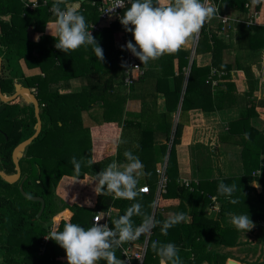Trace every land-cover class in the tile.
I'll return each instance as SVG.
<instances>
[{"label":"trees","instance_id":"obj_1","mask_svg":"<svg viewBox=\"0 0 264 264\" xmlns=\"http://www.w3.org/2000/svg\"><path fill=\"white\" fill-rule=\"evenodd\" d=\"M36 1V7L30 9L28 0H0V88L2 93L9 92L13 78H20L24 86L36 90V97L43 105L40 116L45 122L38 136L24 150L19 167L27 175L26 181L21 183L23 191L43 198L45 207L35 219L39 203L24 198L17 184H8L0 178L1 264H67L65 250L50 240L51 236L42 246L43 252L39 253L41 239L50 233L54 217L68 210L70 216L61 220L57 230H62L65 222L87 229L92 226L97 211L113 209L116 216L107 222L112 227L114 221L136 202L142 203L143 211L157 221L168 219V211L182 212L186 217L170 228L167 235L161 233L160 226L151 231L143 264H159V257L151 249L152 241L175 244L180 250L182 264L204 261L225 264L227 256L216 251V246L236 245L240 231L232 227L221 228L219 224L220 217L232 204L230 199L238 200L242 194L253 191L251 199L264 204V168L259 176H253L264 157V128L255 125L257 108L264 107V98L254 96L257 81L251 67L243 61L264 49V24H245L254 11L262 10L263 4L258 0H213L219 13L241 22L225 33L215 17L204 24L194 52L195 56L209 54V63L199 65L195 58H191L190 50L181 49L175 54L150 60L146 65L139 60L141 73L126 84L125 50L116 47L113 34L124 30L129 41L135 44L131 32L115 21L94 33L93 37L103 49V61L95 57L91 45L64 53L55 47L57 41L44 33L46 24L55 19L49 11L55 1ZM103 1H80L79 11L87 26L98 21ZM127 7H130L129 3L121 11L122 16ZM32 35L39 36V39L34 40ZM225 35L231 39L229 43L224 41ZM227 44L237 52L231 62L223 60V48ZM240 71L247 84V90L242 94L237 92L232 80L234 72ZM160 94L163 98L161 111L157 103ZM129 101L138 104L136 112L128 109ZM26 108L29 116L20 134L17 133V121H10L18 111L7 105L0 113V130L7 136L5 140L0 135V169L5 174L15 171L11 159L13 148L34 132L33 107ZM231 108L238 109V116L227 123L225 133L219 138L239 147L242 174L222 178L201 175L186 186L179 181L176 148L187 123L188 111L213 112ZM108 122L117 123L120 128L115 153L93 161L90 127ZM128 150L144 165L143 171L147 175L138 178L137 187L148 185L149 194L139 192L133 201L116 198L111 193L96 195L91 208L56 199L57 185L63 176L78 179L89 176L93 179L113 160L125 163L124 152ZM73 156L82 162L79 173L71 163ZM164 162L166 182L155 205V184L159 180L156 169ZM201 172L204 174L205 171ZM220 181L236 185L237 191L231 198L218 194ZM252 181L261 184L260 193L251 187ZM212 197L219 205L216 214L205 213ZM169 199H177L178 204L171 207L159 205L161 200ZM258 218L264 220V205ZM132 221L134 226H139L142 217L134 215ZM261 232L264 244V228ZM229 236L233 238L232 242L227 240ZM144 240L145 234H142L135 241L142 244ZM128 243L130 241L116 249L117 258L122 260L121 249ZM98 264H107V261L102 259ZM228 264L237 263L230 260ZM251 264H264V253L262 263Z\"/></svg>","mask_w":264,"mask_h":264},{"label":"clouds","instance_id":"obj_2","mask_svg":"<svg viewBox=\"0 0 264 264\" xmlns=\"http://www.w3.org/2000/svg\"><path fill=\"white\" fill-rule=\"evenodd\" d=\"M128 3L130 7L119 19L125 30L131 32L135 44L129 41L125 47L142 65L164 55L177 53L201 31L207 21L218 15V8L210 0H128ZM79 8L80 0L71 3L68 0H55L51 8L55 19L46 24V29L57 41L55 47L58 50L70 53L91 45L95 57L103 61V49L87 30L86 19ZM116 8H125V0H115L111 12ZM124 157L125 163L113 160L94 175V191L97 195L111 193L119 199L136 200L142 191L137 187L138 178L147 173L143 171L142 161L131 150L125 151ZM71 163L79 173L81 160L73 156ZM88 163L92 165L91 160ZM236 191L235 184L228 185L223 181L218 184L219 195L231 198ZM237 202L236 199H230V203ZM143 207L140 202L133 203L114 221L112 227L100 223L99 214L104 212L99 213L96 222L87 229L76 223L65 222L62 230L54 229L50 233V240L65 250L67 264H98L102 259L107 264H124L123 260L116 257V249L122 243L136 240L142 234H150L157 226H160L163 235H167L170 228L186 219L184 213L177 212L170 213L169 218L162 222L157 221L145 213ZM134 215L142 217L139 226L133 224ZM228 215L237 230L247 232L254 227L248 214L230 212ZM151 249L159 257V264H182L180 250L173 243L152 241Z\"/></svg>","mask_w":264,"mask_h":264},{"label":"crops","instance_id":"obj_3","mask_svg":"<svg viewBox=\"0 0 264 264\" xmlns=\"http://www.w3.org/2000/svg\"><path fill=\"white\" fill-rule=\"evenodd\" d=\"M32 1V0H28ZM55 1V0H51ZM81 1V0H80ZM262 20L264 21V11L260 10ZM118 32L113 34V38L118 36ZM44 33L47 35H51L50 32L44 29ZM225 42L231 40L227 35L223 37ZM232 39H234V35L232 34ZM234 41V40H233ZM229 43V42H228ZM116 44V43H115ZM181 49H186L191 51V58H195L197 64L204 65L209 63L210 55L202 54L195 56V52L192 51L191 48V40ZM231 56H230V55ZM230 57H229V56ZM237 55V52L234 47H230L227 44L226 48H223V60L226 62H231ZM244 64L249 65L253 72L254 78L257 81V88L253 93L257 99L264 98V56L261 55V51L250 55L246 60L244 58ZM235 75L232 76V80L235 83L237 92L239 94L244 93L247 90V84L245 81V77H243V73L234 72ZM158 110L161 111L163 107V98L162 95H159L158 98ZM127 107L129 110L136 112L138 110V104L135 101L127 102ZM258 118L255 120V125L259 128H264V107L257 108ZM238 109L231 108L222 111H213V112H202L200 110H190L188 111V119L187 123L182 129L180 144L176 148V155L178 161V171H179V181L188 180V181H196L201 175L208 178H222V177H235L240 176L242 174V167L239 155V147H236L232 142H222L220 140V135H223L226 131L227 123L238 116ZM120 128L117 123H103L99 126H91L90 127V136L93 143L92 147V159L96 161L97 159H102L107 157L108 155H113L116 150V146L118 143ZM105 146H110L111 150L107 149L103 153V148ZM235 155H238L237 162H234ZM264 168V157L261 159V165L259 167V172L256 171L253 176H259L260 172ZM201 171H205L202 174ZM85 182H89L92 188L88 186H84L78 189V193L69 192L73 191L74 186H78L77 181H81V179L73 178L69 176H63L57 185V193L60 194L61 184L69 183L71 187L70 189H66V192H63L62 199L68 201L69 203H76L80 206L85 207H93L96 198V192L94 193V197L91 198L90 190L86 191V189H92L94 191L96 187V182L93 181L89 176H84ZM77 183V184H76ZM257 183V182H256ZM260 187L261 184L259 183ZM251 187L254 188L256 193H259L258 187L251 183ZM72 189V190H71ZM68 191V192H67ZM82 192H84V197H82ZM56 193V194H57ZM87 194V195H86ZM156 194V184L154 195ZM151 195V194H150ZM253 195V191L251 193H246V195H241L240 199H238L237 203L231 204L228 206V211L224 213L220 217V227H232L235 228L231 223V217L228 213L239 214H248L252 222L254 223V227L250 231H239L237 233V244L234 246H223L217 245L216 251L220 254H224L227 256L225 264H227L230 260L235 261L237 264H251V263H262L263 261V253H264V244L262 242L261 231L264 228V220L258 218L260 213V208L264 204H258L256 200H252L251 196ZM243 197V198H242ZM154 198V196H153ZM159 197L155 198V205ZM178 204L177 199H169V200H161L159 205H165L167 207L175 206ZM209 204V206H211ZM158 205V206H159ZM218 205V204H217ZM209 206L207 209H209ZM219 206V205H218ZM189 207V206H187ZM161 209V208H160ZM112 210V218L116 216L115 211ZM162 210V209H161ZM205 210V213L208 211ZM164 212V210H162ZM67 213V217L63 218L60 216H56L53 218L52 225L50 227V233L54 229H58V226L63 219H68L70 216V212L65 210L63 215ZM172 213L168 211L166 215ZM209 214V213H208ZM228 241L232 242L233 238L231 236L228 237ZM139 245V244H138ZM65 260H67L65 256ZM2 263V256L0 254V264ZM198 264H209L204 261Z\"/></svg>","mask_w":264,"mask_h":264},{"label":"built area","instance_id":"obj_4","mask_svg":"<svg viewBox=\"0 0 264 264\" xmlns=\"http://www.w3.org/2000/svg\"><path fill=\"white\" fill-rule=\"evenodd\" d=\"M210 2L217 7V5L213 2V0H210ZM258 2L263 4L264 0H258ZM28 3H30V4H28V7L30 9L36 7V5H37L36 0L29 1ZM114 4H115V0H104L103 1V4L99 9L100 14L98 17V21L94 24H90L88 26V29H87L89 32H91L92 36L94 35L95 32H98L104 25H109L110 23L115 22V21L120 22L119 18L122 16L121 11L124 8H116L114 11L111 12V9H112ZM127 4H128V0H125V6ZM49 11H51V8L49 9ZM215 18L222 25V32L223 33H225V31L227 29H230V27H233L234 24L241 22L238 19L228 17L226 14L219 13V11H218V15L215 16ZM206 23H208V21ZM245 24H247V25L264 24V21L262 20V17H261V12L260 11H254L251 14V16L249 17V19L247 21H245ZM199 33L196 34L194 36V38L191 39V48H192L193 52H194L195 47L197 45ZM114 39H115L116 47L118 49L125 50V58H124L125 79H124V82L126 84H129V83H131L132 80H135L137 78V76L141 73L139 59L136 58L135 56H133L131 54V52H129L125 47L127 42H129V36H128L127 32H125L124 30L119 31L118 36H116V38H114ZM213 72L214 71L212 70V73ZM41 106H43V105H41ZM165 170H166V162H164V164H162L160 167H158L156 169V173L159 176V180H158V183L156 184L155 197H157L158 193L163 191V189H164L165 182H166ZM254 174H256V173H254ZM189 182L190 181H188V180H183V183L186 186L189 184ZM139 189H142V191H140L141 193H146V194L150 193V188L148 185H144V186L140 187ZM211 202L212 203L215 202L214 197L211 198ZM211 209H217V207L211 206ZM99 213H101V212L97 211L95 213V215L92 218V223L96 222L97 215ZM99 216H100V223L101 224L107 223L108 220L112 216V210L109 209L108 211H106L102 214H99ZM49 236H50V233H48L47 235L42 237L41 242H40L41 249L39 250V253L43 252L44 249L42 246L47 243L48 239H46V238H49ZM148 236H149V234H145V240L142 244L138 245V243H136V241L133 240V241H130V243H128L125 247H123L121 249V255H122V260L124 261V264H143Z\"/></svg>","mask_w":264,"mask_h":264},{"label":"water","instance_id":"obj_5","mask_svg":"<svg viewBox=\"0 0 264 264\" xmlns=\"http://www.w3.org/2000/svg\"><path fill=\"white\" fill-rule=\"evenodd\" d=\"M83 1V0H81ZM0 68H1V58H0ZM16 93L15 95L11 96V97H6L5 95H3L0 91V101H2L4 104L8 103L9 101L15 99L17 97V95L22 96L26 101L31 102L34 106V115L36 118V123L33 127L34 132L33 134L21 141L20 143H18L12 150L11 153V159H12V163L14 165V173L12 174H5L4 172H2L0 170V178L8 183V184H14L18 181L19 177H20V167H19V160L20 158L23 156V152L26 149L27 146L30 145V143L38 136L40 130H41V121H40V117H39V106H38V102L36 100V98L33 96V94H31V92L29 91L28 88H21L20 85H16ZM26 94V95H25ZM5 105H2L0 107V112L4 109ZM19 191L21 193V195L26 198L27 200L30 201H38L40 202V209L38 211V213L36 214V217L38 218L41 213L43 212L44 209V201L43 198L41 197H33L30 195H27L23 189H22V184L20 183L19 185Z\"/></svg>","mask_w":264,"mask_h":264},{"label":"flooded vegetation","instance_id":"obj_6","mask_svg":"<svg viewBox=\"0 0 264 264\" xmlns=\"http://www.w3.org/2000/svg\"><path fill=\"white\" fill-rule=\"evenodd\" d=\"M1 78V77H0ZM20 85V87L21 88H23V87H25V88H28L29 89V91L31 92V94H33V96L36 98V100H37V102H38V106H39V117H40V121H41V129H42V125H43V123L45 122V120H43L42 118H41V116H40V114H41V112H42V109H43V106H41V104L39 103V100L37 99V97H36V90L34 89V88H29V87H26V86H24V83L21 81V79L20 78H13V80H12V89L9 91V92H6V93H2L3 95H5L6 97H11V96H13V95H15V93H16V85ZM0 91H1V88H0ZM26 95V94H25ZM2 105H5V107H4V109L6 108V106L7 105H9V106H11V107H13V108H15V110L16 111H18L17 113L18 114H14L13 115V117H11L10 118V121L12 120V121H17V133L18 134H20L22 131H23V124L26 122V120H27V117L29 116V114H28V109L26 108L27 106H29V105H31L32 107H33V115H34V106H33V104L31 103V102H28V101H26L22 96H20V95H17V97L15 98V99H13V100H11V101H9L8 103H6V104H4L2 101H0V107L2 106ZM14 106H16V107H14ZM3 109V110H4ZM2 110V111H3ZM1 111V112H2ZM0 112V113H1ZM34 118H35V115H34ZM6 119H7V123H9L8 121H9V118H7L6 117ZM35 123H36V118H35ZM35 123H34V125H35ZM34 127V126H33ZM8 129V128H7ZM34 130V129H33ZM41 131V130H40ZM40 133V132H39ZM0 135H2L3 137H4V139L5 140H7V136L5 135V132L4 131H2V130H0ZM24 155V154H23ZM23 157V156H22ZM22 157L20 158V159H22ZM20 161V160H19ZM1 170V169H0ZM2 171V170H1ZM3 172V171H2ZM26 179H27V175H25V174H23L22 172H21V169H20V177H19V179H18V181L16 182L17 183V186H18V188H19V185H20V183H23V181L25 182L26 181ZM28 188V190H31L30 189V187H27ZM28 195V194H27ZM30 196H33V197H40V196H38V195H30ZM44 201V200H43ZM35 202H38V201H35ZM39 203V209H40V202H38ZM44 207H45V202H44ZM39 209H38V211H39ZM44 210V209H43ZM38 213V212H37ZM36 213V214H37ZM36 214H35V219H38L37 217H36ZM42 214V213H41Z\"/></svg>","mask_w":264,"mask_h":264},{"label":"rangeland","instance_id":"obj_7","mask_svg":"<svg viewBox=\"0 0 264 264\" xmlns=\"http://www.w3.org/2000/svg\"><path fill=\"white\" fill-rule=\"evenodd\" d=\"M262 10L264 11V3H263V6H262ZM32 38L34 39V40H36L37 39V36L36 35H32ZM230 55V54H229ZM228 55V56H229ZM261 55L262 56H264V49L263 50H261ZM231 56V55H230ZM229 56V57H230ZM237 148V146L235 147V149ZM107 149L108 150H111V147L110 146H105L104 148H103V153L106 151V153H107ZM23 154H24V152H23ZM237 157H238V155H235V157H234V162H237ZM99 159H97L96 161H98ZM94 161V160H93ZM50 164H52V162H49ZM46 164H48V163H46ZM50 164H48V165H50ZM25 165V162H23V166ZM260 169H262V167L260 168ZM260 171V170H259ZM88 180H86V182H85V177H83L82 179H81V181H77V183H78V186H74L72 189H73V191H69V192H75V193H78V189L80 190V188L81 187H83V185L82 184H84V186H88L89 188H92L91 187V184H89V182H87ZM76 183V184H77ZM252 183H254L258 188V190H259V193L261 192V187H260V185H259V183H256L255 181H252ZM17 183H15V185H16ZM62 186H61V190H62V188H65V189H63V191H60V194L59 193H57V196H56V199L57 200H60V198H62L61 196H63V192H66V189L68 188V189H70L69 187H71V185L68 183H62L61 184ZM67 189V190H68ZM71 189V190H72ZM89 191L90 190V196H91V198H93L94 197V193H95V191H92V189H86V191ZM151 191L153 192V189H151ZM68 192V191H67ZM82 194V197H84V192H82L81 193ZM87 195V194H86ZM155 200V199H154ZM211 206H216L217 207V209H211ZM211 206H209V209H207L206 211H208V213L210 214V213H214V214H216V213H218V211H219V209H218V205H217V202L215 201L214 202V204L213 205H211ZM64 212V211H63ZM207 213V212H206ZM62 215V217L63 218H66L67 217V215H63V213H61ZM60 216V215H59ZM219 224H220V220H219ZM228 264V263H227Z\"/></svg>","mask_w":264,"mask_h":264}]
</instances>
